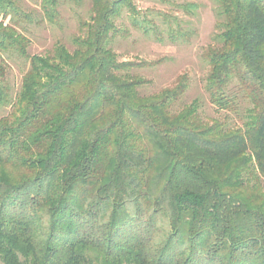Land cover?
<instances>
[{"label": "trees", "instance_id": "1", "mask_svg": "<svg viewBox=\"0 0 264 264\" xmlns=\"http://www.w3.org/2000/svg\"><path fill=\"white\" fill-rule=\"evenodd\" d=\"M211 1L204 90L238 127L205 122L198 100L179 107L186 77L140 92L131 72L145 64L118 61L116 20L163 38L133 0H89L71 50L44 55L21 32L32 18L0 0V264H264V0ZM84 2L40 10L56 26L60 7Z\"/></svg>", "mask_w": 264, "mask_h": 264}, {"label": "rangeland", "instance_id": "2", "mask_svg": "<svg viewBox=\"0 0 264 264\" xmlns=\"http://www.w3.org/2000/svg\"><path fill=\"white\" fill-rule=\"evenodd\" d=\"M28 14L34 23L27 25V31H21L29 40L28 52L31 55L48 53L55 42L63 43L71 50L70 39L78 32L79 20H87L90 9L89 0L81 8L62 6L58 9V25L54 26L43 19L40 10L41 0H12ZM192 4L194 8L186 12L179 9V4ZM140 20L146 18L151 26L161 32L162 41H156L152 35L143 34L133 29L124 12L116 26L125 30V36L117 37L111 48L118 61L145 64L131 72L141 77L146 83L140 92L144 95L159 93L177 84L180 77H186L188 89L178 106L189 105L194 100L200 104L199 115L208 123L226 122L230 127H238L241 121L234 114L218 110L209 101L204 90V83L209 71L203 55L208 48L215 46V36L219 32L215 4L211 0H133ZM38 22V23H35ZM150 26V27H151ZM172 27L186 34L175 41L168 39L167 28ZM24 68L20 64L11 65L8 71L9 82L16 92ZM248 105L239 108L244 114ZM4 112L0 110V116ZM264 191V179L261 180Z\"/></svg>", "mask_w": 264, "mask_h": 264}]
</instances>
